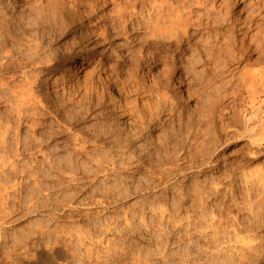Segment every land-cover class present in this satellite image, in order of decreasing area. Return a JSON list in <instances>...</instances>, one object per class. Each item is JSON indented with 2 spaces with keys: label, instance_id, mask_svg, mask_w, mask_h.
Returning a JSON list of instances; mask_svg holds the SVG:
<instances>
[{
  "label": "rangeland",
  "instance_id": "rangeland-1",
  "mask_svg": "<svg viewBox=\"0 0 264 264\" xmlns=\"http://www.w3.org/2000/svg\"><path fill=\"white\" fill-rule=\"evenodd\" d=\"M62 1L65 3H63ZM62 1L61 0H13V1L12 0H0V8H1L0 9V32L2 33V35H0L1 41H3L5 38L3 34L7 33V30H8V29H6L7 27L5 24L7 22H10L11 25L13 23V25H12L13 30L11 29V33H13V34H11L12 37H14V34H18L20 29H21L20 31H22V27L27 28L29 26L28 28H30V27L35 28V27L39 26V24H46L47 25L46 20L50 25L53 26V27H51V32L50 31L48 32L50 36L47 33V35L44 37L43 41L37 39L33 42H30L31 44H33L34 42L35 43H42L43 45L49 47V48H47L44 46L46 50L50 51V53H51V51H52V53H55L59 50L58 51L59 54L62 53L61 55L63 56L62 57L60 55V60H59L60 64L58 62H56L55 64H52V61H51V62H48L47 64H43L42 67L39 69L40 76H42V80H43V83H42L44 86L43 88H45L44 90H46L47 88L49 89V90L47 89L48 91L46 90V92H50L53 95H55L57 93V92L55 93V91L57 90L58 94L59 93L60 94L59 95L56 94L57 96L55 95V97L62 98L63 95L64 96L66 94L70 95V93H71V95L72 94L75 95L74 92L76 91L75 97L77 96V98H78L77 100H79L82 97V95H85V94L90 95V92L92 90H93L92 91L93 93H91V95L95 94V93H96L95 95L100 94V93H107L112 98L108 97L109 100H107L106 108H103V109H106V111H110L111 110L110 108L113 107L112 105H114V103H113L115 101L114 99H116V102L119 100L120 101L122 100L123 104L125 103L124 101H125V98L128 94L127 89L129 88V86H127L128 84H126V80H127V78L130 79L129 76H131V79H130L131 81L128 79L129 81L127 80V83L129 82V84L130 83L132 84V83H134L137 75H141L144 78L143 73H145V75H146L145 78L147 79L146 80L144 78L146 80L145 83H146V85L147 84L151 85V84H153L151 82L152 81L151 79H153V81H156V79L159 77V75L162 74V69L164 68L163 65L156 64L152 59H150L151 61L145 60L144 63H142V67H144L146 70L141 69L137 73H135L131 69V67H129L130 64H132L135 61V58L133 56L137 57V54L136 55L133 54L131 56L132 58L131 57L128 58V60H132V61H129L130 63L128 62V60H124L123 57H121V56L125 57L126 54L129 55V53L131 51H133V49L130 46L129 47L132 50L129 49V47L127 45L124 46V44H127V39H128V37L126 35L120 36V38L118 39L119 41L115 40L116 42L115 41H113L111 43L102 42V44H100V45L96 44V43H94L95 45L93 43H89L90 48L88 46V48H86V50H90L91 53L85 52V51L80 52L79 50L81 48L79 49V47L77 45H73L75 40H74V38L72 39V37L74 36L76 38L78 36V34H79V36L83 35L81 32L82 29L80 28L81 26H79V25H78L79 27L78 26L76 27L78 30L76 29L75 32H68L66 34H62V36L58 35V36H56L57 37L56 38L54 31H55V29L59 30V27L62 28L63 24L61 25L60 23L64 19V16L62 15L63 11L66 12L67 11L66 7H69L72 5V4H70L71 3L70 0H67V1L62 0ZM256 1L257 0H248L247 3H249V2L252 3V2H256ZM46 2L48 3V5L50 4L51 6L50 5L48 6ZM219 2L222 3L223 0L222 1L218 0L216 2H212L213 4L209 3L207 8L208 9L213 8V10H216L214 7H216L218 9V6L220 5ZM250 3L248 4V6L250 5ZM263 3H264V0L262 2V5H261L263 13L258 16V19L260 22H264V5H263ZM63 4H64V7H63ZM210 5H212V6H210ZM45 6L47 8H45ZM243 6H244V4L235 6L236 7L235 11H234L235 15L240 17V19H244L245 17L249 16L250 13L253 12L252 9H249L248 7L246 8L245 6L243 9ZM64 8H66V9H64ZM207 8H203V9L197 8L195 10H197V12L199 14H201L202 11L203 10L205 11V9H207ZM200 9H201V12H200ZM44 11H46V12H44ZM204 11H203V13H204ZM57 13L59 15V18H58ZM256 13H260V10L258 9L257 11H255L254 15ZM48 16H49V19L51 17V19H50L51 21L53 19H56V20H53L52 22L56 21L57 23L55 22V25H54V23H51V21L48 19ZM53 16H55V17H53ZM205 18H207V17H205ZM261 18H263V21H261ZM57 19H58V21H57ZM60 19H62V20L60 21ZM44 20H45V22H44ZM2 21H4V22H2ZM205 21H206V19H205ZM256 23H258V22L256 21ZM19 24L21 25L20 29L18 28ZM27 24H29V25H27ZM25 25H27V26H25ZM85 25H88V22H86ZM89 25H91V24H89ZM16 28H18L19 30ZM53 28H55V29L53 30ZM262 28L264 29V25L262 26ZM258 29L259 28L252 30L250 33V36H254L258 32V31H256ZM203 31H201L202 33L201 32L197 33V30L193 32V34H195L194 36L196 37L195 40L197 41L199 39L198 41H202V44L204 43L203 40L204 39L206 40L208 35H209V37L207 39L211 38L212 41L216 40V38H217V40H220V42H221V39H222V42H224L226 40V37H222V38L218 37L219 36L218 33L221 31V29L218 30L219 32L218 31L207 32L206 30H203ZM211 32H213V33H211ZM204 33L206 34L207 37L205 36ZM207 33H208V35H207ZM210 34H212V35H210ZM214 35L216 36L215 39H214V37H215ZM11 36H9V38ZM23 36H25V37H23L24 39H22V40H24V41H22V42L24 44H28L27 39H31V38L30 37L28 38V36H26V35H23ZM52 36H53V39L51 41L49 39H51ZM212 36H214V37H212ZM204 37H206V38H204ZM45 38L47 39V42H46ZM9 40H10L9 45L4 47V49L1 52V54H2L1 55L2 56L1 61H4L5 63H6L7 58L12 56L11 53L14 54V51L19 52L18 50H20V49L23 50L25 47L23 44H22L23 46L21 44L16 45L15 42L13 41L14 38H10ZM25 40H26V43H25ZM255 40L257 41L256 36H255V38L252 39V42H254ZM66 41H67V43H64ZM10 42L11 43L13 42L17 48L18 47H21V48H19L17 50V48H15V46L11 47V46H13V44L11 45ZM43 42H45V43H43ZM59 42L63 43V44H59ZM69 42H72V43H69ZM247 42L250 43L251 38ZM104 44H106V48L104 47L105 46ZM216 44L220 45V43H216ZM19 45H21V46H19ZM48 45H50V46H48ZM58 45H59V47H58ZM67 45L69 46V48H67ZM189 45H191V43ZM8 46L10 48H8ZM74 46L78 47L77 50L79 52L75 53L74 49H72ZM50 47L54 48L55 50H52V48H50ZM55 47L56 48L58 47L57 48L58 50ZM12 48H13V51H12ZM121 48H122V50H120ZM254 48H255V46L253 47V49ZM10 49H11V52L9 53ZM63 50H65V51H63ZM100 50H102V51H100ZM123 50H125V51H123ZM191 50H188L187 53H185V57H184L185 60L183 58L182 61L177 62L178 66H182V65L184 66V65H186V63L189 64L191 58L192 59L198 58V56H196L197 52H194V50H192V51ZM124 52H126V54ZM64 53H65V55H64ZM72 53H75V58L70 59ZM257 56H258V54L253 55L251 57V61H254L257 58ZM204 57H206V56H204ZM63 58H65V59H63ZM75 59H77V60H79V62L81 61V63H83V64H81L82 68H79V69L73 68L69 71L68 70L69 64H67V63H69ZM121 59H123V60H121ZM198 59H201L202 62L200 60H198L200 63L199 64L197 61V66H196V69H198L197 73L199 76H201V75L203 76L204 74H208L209 75L208 81L207 80L204 81V79L196 80L195 76L191 77V74L186 73V72H189L188 70L183 69L185 72V75H186L185 77L191 78V79L190 78L187 79V82L190 85L185 86L183 88H180V85L178 86V84H176V82H174V84L172 85L173 88L171 87L172 88L171 92L169 91L167 94L168 97L170 96L169 101L170 102L173 101V103L171 102V106L174 107V105H175L174 108H176L175 110L177 111L175 114L172 115L173 118H171V119H173V122L175 123V124L172 123L174 130L175 131L180 130L179 128H181V126H183L184 132L181 133V136L187 138V145H185V148L183 150H181L179 152V154L172 156V159H171V160H173L174 158L176 159L178 157L177 158L178 160L174 159L175 160V161L173 160L174 162H172L171 160H163L165 158V156H164L165 153L163 155H162V153H158L159 149L157 150L158 151L157 152L156 151L157 147L155 146V144L151 146V145H148L149 141H144V142L141 141L139 144L143 145L144 148L147 147L146 151H148L150 148H153V149H150V151L148 153L146 151H143L140 154L141 156L147 154L145 156V157H147L146 158L147 160L145 159V157L141 158V160H143V161L145 160L144 161L145 164L147 163L146 167H145L144 163H143V165L138 164L137 166L135 163L134 165L137 168L133 165V168L131 166V168L125 169V167H128V162H129L128 159H130V161L132 162V160H134L136 158V156H139V154L135 153V152H132L133 155L131 154L130 156H128L131 153L130 152L129 154H127V156L126 155L122 156V154H118V156L115 157V159H116L115 161H116V163H118L117 165H119V163L122 161L127 162V160H128L127 163L122 162V164H123L122 167H121V165H119L120 173H118V172L116 173L114 171L116 169L114 167V165H116V164H114V165H112L114 167V169H112L113 167L111 165H108L110 168L108 167V169H107L108 171L107 170L103 171L104 173L102 174V171L99 170L100 172H98L97 166H96V168L94 167V165H97V162H95L96 160H92L94 162L90 161L91 158H93V157H94V159L99 158L98 160L103 159V153L101 152L102 149L92 150L93 146H95V143L92 142V143H94V144H92L89 142L88 143L89 145H91V146L93 145L92 147L91 146L89 147L90 148L89 150L92 152L93 151L95 152V154H94V152L88 153V154H90V156L88 154H86L85 157H83L84 155H75V154L72 155L74 153L73 150H70L69 152H60L61 154L66 153L65 155L67 157H65V155L64 156L60 155V153L46 152L47 154L39 153V154H37L36 158L31 157L30 160H29L30 155H28L26 157L21 156V158L19 157V159H23L22 161H17L18 159L15 160V158H17V157L11 158L12 160L10 159L7 161L8 163H5V164H7V166L4 165L5 166V167L3 166L4 168L0 167V174H4V172L7 170L11 171L12 164L16 163L17 165H19V164L23 165L24 163H21V162H24V159H26L27 161H31L32 159L33 160L37 159L36 161L40 162L42 160L43 163L44 162L48 163V159H49V161H51L52 158L50 160V157H53V155L55 154V156L58 158V160H59V158L61 160L63 159V161L65 163H67L68 158L70 160H72L71 163H73V159H75L73 165L74 166L76 165L75 167L77 169L76 170L77 175L73 171L75 173V178L73 175L74 173L70 175L69 173H67V172H70V170L69 169L67 170L66 168H64V169H66L67 172L64 169H62V171H63L62 174H61V170H58V169L50 171L49 173L47 172V174H48L47 176H49L52 172V174L48 178H47V176H45L46 173L43 174L42 171L41 172L38 171L37 172L38 175L36 173V176H34V177L29 176L28 174H25V175L23 174L24 178H22V177H21L22 179L19 178L21 180V182H23V180H24V182L22 184L19 182L20 180L18 178H16L15 182H11V183H9V185L6 184L7 186H10V184H11V186L8 189L2 190V188H0V197L3 196V198H4V196H5L8 198V199L5 198L6 200L2 201L3 198L1 197V200H0V263H1V261L4 262L6 256H8V255L12 256V255H16L18 253L21 254V253L25 252L24 254L26 255V258L27 259L30 258V260L32 262H35V264H52L51 260H53L54 261L53 263H55V264L56 263H58V264H184V263L185 264H226V263L229 264L230 260H232L231 262L233 263V262H235L234 260H237V259L239 260V262L237 260L238 264H240L241 261L237 256H239L243 251H245L244 246H242L243 243L242 244L239 243V245H241V248L243 247V251L241 252V250H240L241 248H239L240 246L238 245V243L237 244L234 243V244L238 245V247H236L233 244V241H229V238L232 239V237L234 236V234L232 233L233 234L232 235L231 232L235 228V223L237 221L236 217H238L236 215L237 210L235 209V206H233V202L231 201V198H232L233 191H235L236 188L239 187V190L245 192L246 191L245 188L247 187V185L243 182L242 173L238 172L237 174H234L232 171L235 168L236 164L239 163L238 161H241L243 159V157L245 155H247V148H248V141L247 140L248 139L245 137H240L239 139H237L235 141H230V140H226L227 138L225 136L221 137V139H220V136H219L220 131H218V128H216L217 127L216 122L218 121L217 119H220V118H218V117H220L219 116L220 112H218V111L216 112V110H215L216 108L214 106L215 105L214 103H216V101H218L219 98H222L223 102H225L223 107H225V106H227V107H225V109H223L222 111H223L225 117H227L226 122L230 120L229 116H231L233 113L231 111L232 110L231 107H234L233 105L235 104L234 110L236 112V115L240 116L239 117L240 123H236V124H237V128L239 129V131L242 132L244 121H245V115H246L245 110H246V108H249L252 111L255 110L256 108H258L264 100V92L263 93H261V92H248L245 89H242V87H241L242 85L240 84L241 83V81H240L241 80V75H240L241 72L240 73L237 72L238 74H236V76L233 79L231 76H227L225 78L226 84H224V87L223 88L221 87L222 89H220V87H219L220 83H217V82L215 83L214 80L211 82V78H212L211 71H213V69H216L215 64H212L214 62H212L211 64H208V65H205L203 63V60L201 57ZM185 61H186V63H185ZM121 63L124 66H119V64L121 65ZM244 63H246V62H244ZM244 63L242 64L241 67H243ZM58 64H59V66H58ZM188 64H187V66L189 67L190 65H188ZM48 65H50V66H48ZM203 65H205V66H203ZM207 67L210 68V71L208 70V72H207V69H208ZM101 69H103V70H101ZM248 69H250L251 71L252 70L255 71L258 69L262 70V69H264V63L261 64L260 66L259 65H251L250 67H248ZM29 70H30L29 67H27L25 69L22 67H18L16 69V71L14 72L15 74L16 73L17 74L15 75L13 72L12 73L15 76L14 77L15 79H17V77H18V79H20V78L22 79L23 78L22 76L25 75L22 72L29 71ZM49 70H51V71H49ZM126 70L128 71V73L126 72ZM17 71H20V72H17ZM45 71H47V72H45ZM109 71L112 74H109L110 73ZM140 71H142V72H140ZM63 72L67 75H65ZM151 72H152V74H151ZM48 73L50 74V76ZM113 73H114V75H113ZM157 73H159V75ZM179 73H177V76L180 75ZM9 74H11V73H9ZM9 74H4L3 76L4 77L10 76ZM44 74H46V75H44ZM58 74H60L61 79L59 77H57V76H59ZM89 74L90 75L95 74V78H99L97 80L95 79V82L97 81L98 83L94 82L95 84L90 83L92 85H90V86L87 85L88 89L91 91H88V89H86V85H85V84H87V83H85V81H87ZM150 74H151V76H150ZM155 74L158 76H157V78L154 79V77H156ZM53 75H54V77H53ZM121 75H123V76H121ZM124 75L125 76L127 75V76L125 77ZM132 75H134V76H132ZM3 76L0 74V79L4 80L5 78ZM43 76L45 77V79H43L44 78ZM97 76H99V77H97ZM100 76L102 77V79L103 78H108V79L102 80L100 78ZM210 76H211V78H210ZM67 77H69V78L65 79ZM55 78H56V80L58 79L60 81H58V80L55 81ZM132 78H134L133 79L134 81L132 80ZM84 79H85V81H84ZM115 79H117L118 81L117 80L115 81ZM63 80H64V82H63ZM109 80L111 83L109 82ZM121 80H125V81H121ZM148 80H149V82H148ZM227 80L229 81V83H231L233 81L234 84L230 85L227 82ZM230 80H231V82H230ZM52 81H55L57 83L52 82ZM80 82L85 83V84L80 85L81 84ZM61 83H63L62 85H64V88H67V89L68 88L70 89L71 87L72 88L75 87L76 83H78L79 86L77 85L75 88H73V89L71 88L70 89L71 92L67 89H66V91L63 92V90H65V89L63 88ZM71 83H72V85L74 83V85L72 86ZM113 83L116 85H114ZM118 83L120 85L122 84L123 86H119ZM123 83H125L126 85H124ZM237 83L239 86L236 85ZM45 84L47 86H45ZM98 84H100V86ZM56 85L58 87H56ZM93 85H94V88L92 87ZM103 85H104V87H103ZM59 86H60V88H59ZM84 86H85V89H84ZM125 86H127V89ZM52 87L55 89V91ZM78 87H80V89ZM100 88H101V90H100ZM103 88H105V89L107 88V91H109L110 94H112V95H110L109 92H107V91L104 92ZM118 88H119V90H118ZM83 89H84L83 93L85 92L84 94H82ZM121 89L122 90L125 89L124 92ZM188 89H189V91H187ZM77 90H79L80 92ZM67 91H68V93H67ZM196 91H198V92L196 93ZM234 92L238 96V101L236 100L234 102H231V100H233V93ZM221 93H222V95H224L223 97L221 96ZM79 94H81V95H79ZM60 95H62V97ZM142 95L140 97H138V96L134 97L133 96L132 98H128L127 101L130 102L129 106L130 105L133 106V104L138 103V100L141 101ZM158 99H160V98H158ZM228 104H230V105H228ZM176 105H178V106H176ZM198 105L201 106V107H199V110H198V107H195ZM177 107H179L180 109L182 108L183 110L181 109V111L178 112L179 108L177 109ZM220 107H222V105ZM103 109L101 108L100 111H102ZM107 109H110V110H107ZM191 109L194 111L196 110V111L194 112ZM99 112H95V113H99ZM227 112L229 113V115L227 114ZM201 113L203 114V116ZM208 113L211 115H209ZM185 114H186V116H185ZM193 114L195 116H193ZM198 114H199V116H198ZM226 114H227V116H226ZM175 115H177L178 118ZM179 116H180V118H179ZM190 116H191V118H190ZM249 116H251V114ZM185 117H186V119H185ZM198 117H200V118H198ZM181 118H182V120H181ZM211 118H214V119H211ZM51 119L55 120L53 117ZM174 119H177L176 120L177 123H180V120H181V123L177 124ZM178 119H179V121H178ZM190 119L192 120V122L193 121L194 122L199 121L197 125H198V127L201 126L202 128L200 127L201 129L199 130L198 127H196L197 125H195V127L197 129H194L195 127H193L192 124L186 125ZM215 119H216V121H215ZM96 120H97L96 117L95 118L92 117V119H90L88 122L84 123L82 125V127H84L86 124L90 125L91 122H93V123L95 122V124H96L97 123ZM103 120H105V119H102L101 123H105L106 120L105 121H103ZM99 121L100 120H98V122ZM121 121H122V123L132 122V120H129V119H123ZM219 122H220V120H219ZM93 123H91V125ZM250 123L251 122H249L248 126L252 127V125ZM176 124L179 126H176ZM97 125H99V124H96V126ZM172 125L170 126L171 129H169L170 128L169 126L165 127V132L167 129V132L165 134L168 133L170 135L172 132H174ZM185 125L187 127L189 126L188 131L190 130L189 131L190 134L188 132L186 133L187 127ZM92 126H95V125L93 124ZM80 127H81V125L79 127H76L75 129L77 130ZM194 130H197L198 133H197V131L195 132ZM194 133H197L198 135L200 134L199 135L200 137L196 136L197 134L195 135ZM163 134H164V132H162L160 130V131L156 132L155 135L163 137ZM186 134H188L187 137H186ZM190 136H192V137H190ZM197 137H198L199 141L197 140ZM195 138H196V140H195ZM195 141L196 142L198 141V142L196 143ZM157 142H159V141L157 140ZM189 142L191 144H189ZM199 144H201V145H199ZM149 146H151V147H149ZM186 146H189V147H186ZM263 146L264 145L260 146V150H261L260 154L262 153V155H264ZM171 147L175 148L174 144H171ZM176 148L178 149L177 146H176ZM152 150L153 151L155 150V151L153 152ZM195 152H196V154H195ZM67 153H69L68 155L70 157L67 155ZM98 153L99 154L102 153V155H100V157H99L97 155ZM160 154H161V156H160ZM87 155H88L89 159H88ZM95 155L97 157H95ZM151 155H153V156H151ZM76 156L77 157L79 156V157L76 158ZM91 156H93V157H91ZM133 156H135V157H133ZM46 157H48V158H46ZM126 157H129V158L127 159ZM262 157L264 158V156H262ZM148 158H149V160H148ZM159 158L162 161L159 160ZM53 159H54V157H53ZM117 159H118V161L120 159L122 161L120 160L119 162H117ZM123 159H125V160L127 159V160L125 161ZM154 159L156 160V162L158 160V162H157L158 165L155 163ZM61 160H59V161H61ZM80 160H82L83 162L86 161L85 165H81V167H80L79 164H81V162H82ZM135 160H134V162L137 161V160L136 161ZM150 160H151V162H150ZM10 161H11V163L12 162L13 163L10 164L9 163ZM63 161H61V162L64 165L65 163ZM77 161H78V165H77V163L75 164V162H77ZM79 161H80V163H79ZM88 162L91 163L93 168H91V165ZM94 163H96V164H94ZM148 163H150L152 165L149 166ZM88 164L90 166V169H89V166H87ZM159 164H162L164 166L159 165ZM253 165L256 166V164H253ZM82 166L84 168L85 167L87 168L86 170L89 171L88 173L91 172L90 175L88 173H86L87 176L84 175L85 172H87V171L84 170V168ZM75 167H73V168L75 169ZM149 167L150 168L153 167V168H151L152 170ZM135 168L137 169V174L139 173L138 175L136 174V170L130 171V169H135ZM251 168L253 169L252 166H251ZM4 169H5V171H4ZM80 169H82V171ZM91 169H93V170L91 171ZM109 169H112L113 172ZM122 169H125V170H122ZM248 170L249 169H246V171H248ZM64 171H65V173H64ZM123 171H124V173H123ZM54 172H56L57 174L55 173V175H53ZM96 172H98V173H96ZM114 172L116 174H114ZM132 172L133 173L135 172V174H133ZM143 172H144L145 177L143 176ZM70 173H72V171ZM80 173L83 174L84 176L81 175ZM106 173L108 176L106 175ZM127 173H129V174H127ZM40 174L44 175L45 177L41 176ZM58 174H60L62 176L61 177L62 180L60 179V175H58ZM66 174L68 176L69 175L70 176L67 177ZM109 174L111 176H113L110 180L108 179L111 177ZM112 174H114V175H112ZM121 174L123 176H121ZM124 174L127 176H125ZM130 174L132 176L129 177L128 175H130ZM233 174L235 175L234 176L235 180L231 181ZM26 175H28L31 178L28 179L29 177L28 176L26 177ZM39 175H40V177H43V179L38 177ZM115 175H117L119 177L118 178L116 176L117 177V181H116L117 184H115V182H114L115 181V179H114ZM93 176H94V178H93ZM88 177H90V178H88ZM106 177H108V178H106ZM120 177H121V180L123 179L122 181L119 180ZM133 177L139 178L140 180H138L137 178L136 179L138 181H140L141 183L137 182V180L135 181V179H133ZM143 177H144V181H143ZM160 177H163V178H160ZM32 178H35V180ZM76 178L78 180H80L81 182L82 181H84V182L79 183V181ZM87 178H88V180H87ZM104 178H105V180H104ZM127 178L129 179V181ZM150 178L153 179V181L150 180ZM25 179L27 180V182ZM55 179H56V181H55ZM93 179H94V181L96 180L95 181L96 183L94 181L91 182V180H93ZM146 179L149 182L150 187H147L148 184L145 181ZM28 180H30V181H28ZM36 180H40V181H37L40 184L37 183ZM69 180H71L72 183ZM97 180H98V182H97ZM47 181H48L49 185H48ZM76 181L78 182V184H75V183H77ZM106 181L109 182V184ZM120 181L121 182L125 181L126 183L123 182L125 185H122L123 183L121 184ZM17 182H19L20 185ZM28 182H30V183L32 182L33 185L35 183L36 184L33 187L32 183L30 184ZM51 182H53V183L57 182V183L52 184ZM61 182H62V184H60ZM27 183L29 184V187H28V185H26ZM85 183H88V184H85ZM37 184H38L39 189H37V187H36ZM46 184L48 185V188H50V189H47ZM56 184H59V186L58 185L55 186ZM73 184H74V186H73ZM79 184H82V185L85 184L87 186L84 185L82 187V185L80 186ZM97 184H100V186ZM104 184H106V185H104ZM114 184H115V187H114ZM126 184H128L129 188L127 187ZM141 184L142 185L144 184L145 188ZM235 184H236V186H235ZM50 185H52V186H50ZM96 185L99 189L102 188L103 192L101 191L102 189H100V191H99L98 188H95ZM102 185H104L105 187L104 186L102 187ZM136 185H137V187H136ZM40 186H41V188H40ZM45 187L47 190L45 189ZM75 187H76V190H75ZM116 187L117 188L119 187L120 190H118ZM140 187L142 189H140ZM125 188L126 189L128 188L127 191ZM30 189L34 190L36 192V194L39 196L34 195L35 192L30 190ZM106 189H108V191ZM74 190L76 191V193H74L75 192ZM116 190L118 191V194H116V192H117ZM138 190H140V191L138 192ZM9 191L11 194L8 193ZM63 191H64V193H63ZM85 191L92 192L89 194L90 196H92L93 193L95 192L94 195L96 197L98 195V197L97 198L95 196L90 197L88 195L90 197L89 198L88 196H85L88 194V192H86V194H85ZM97 191H99V193H96ZM106 191H107V193H106ZM39 192H40V194L41 193L42 194L40 195ZM121 192L123 193V195H121L122 198H121V196H119V193H121ZM6 193L10 194V197H8L9 195L7 196ZM20 193H22V194H20ZM25 193H27V194H25ZM66 193L68 194V196H70L69 194L71 193L72 197H65L64 194H66ZM72 193L76 194V196H75L76 198L73 197L74 194H72ZM103 193H104V195H103ZM125 193H126L127 197L128 196H130V197H128V198L125 197L124 196ZM32 194H33L32 199H31V196H29L31 200L27 199L29 197H25L27 195H32ZM50 194H54V195L52 196ZM132 194H134V195H132ZM117 195L119 198L117 197ZM14 196L15 197L18 196V198L14 199ZM34 196H36V197H34ZM54 196H56V199H58V201L55 199ZM100 196H102V197H100ZM104 196L105 197L107 196L108 199H107V197L104 198ZM111 196H113V197H111ZM21 197L22 198L25 197L26 200L21 199ZM61 197L63 198V200ZM114 197H116V199ZM12 198H13V200H12ZM46 198L47 199L49 198L50 200L49 199L47 200ZM71 198H74V199H71ZM81 198H83V199L86 198V200H83ZM53 199H54V202H53ZM22 200L25 202H23ZM27 200H28V202H27ZM21 201H22V203H21ZM7 202L9 203L10 207H8V209L5 208L6 209L5 210L4 205L7 204L6 205V207H7L8 206ZM52 202H53V204H52ZM155 204H156V206H155ZM154 207H156V208H154ZM245 208H243V210L241 211L238 220H240L241 222H244V224L246 223V224L252 225V226L256 223H257V226L258 225L260 226L261 223H262V225L260 227L259 226L257 227L254 225L253 226L254 230L249 232V233H247L245 231H243L244 233H242V231H241V233L238 234V235H240L239 237H242L244 242L247 241V239L245 237H247L248 240L251 237L252 239L249 240V242L251 241V243H249L247 241L249 244L253 243L252 245H250V247H254L255 245L257 246L259 244V242H260L259 245H264V223H263L264 221H262V220H264V217L258 219L256 217H254V214H252L250 210L249 211L247 210L248 208L246 206H245ZM2 210L4 212H2ZM162 211H163V213H162ZM205 220H207V222ZM48 221H49V223H48ZM212 221H214V222H212ZM259 222H261V223H259ZM232 223H234L233 226H232ZM202 224H203V226H202ZM212 225H214V226H212ZM215 226H217V227H215ZM255 229H257V231ZM253 232H254V234H253ZM212 234L213 235L216 234L215 235L216 238H214L215 236H213ZM247 234H249L250 236L248 237ZM60 240H62V241H60ZM220 240H221V242H220ZM222 240H224L223 243L225 241H227V242L222 245ZM57 241H58V244L61 245V247L57 246L58 245L56 243ZM247 242L245 244L248 246ZM42 243L46 244L45 247H47L49 244V246L47 248H45V252H47L49 250V254L51 253V256L49 255L51 257L50 261H49V259H47V258H49V256H46V255H48L46 253H45L46 255L42 256L43 258L39 257V255H37L35 257L36 254H34L33 251L37 247L40 248V244L42 245ZM53 243H55L53 247L57 246L54 251H52ZM232 246L239 249L240 253H238L237 249H235L237 251V253H236V251L234 250V248ZM247 246L245 247L246 251L249 247V246L248 247ZM220 247L221 248L224 247L223 250H226V249L227 250L225 252L224 251L221 252L222 249ZM229 247L230 248L232 247V249L234 251L232 249H230ZM28 250H29V252L32 250L33 253L32 252H30V253L33 255H31L28 252ZM227 251L230 253H228ZM26 252H28V253L26 254ZM232 253H233V255H232ZM234 253H235V256H234ZM44 256H46V257H44ZM233 256L235 257L234 259H233ZM227 258L230 260H228ZM240 258H243V256H240ZM208 259L211 261H209ZM190 260H192V262ZM231 262H230V264H231Z\"/></svg>",
  "mask_w": 264,
  "mask_h": 264
},
{
  "label": "bare ground",
  "instance_id": "bare-ground-1",
  "mask_svg": "<svg viewBox=\"0 0 264 264\" xmlns=\"http://www.w3.org/2000/svg\"><path fill=\"white\" fill-rule=\"evenodd\" d=\"M65 1H67V0H65ZM70 1H71V3L69 1L68 2L70 4H72V5L69 6V7H66L67 11L66 12L63 11V14H62L64 16V19H63L64 21L62 19H60V21L62 20L60 24L61 25L63 24L64 26L62 25V28L59 27V30L53 28V30L55 29V31H54L55 37L58 36V35L62 36V34H66L68 32H75V30L77 29L76 27L79 25V26H81L80 28L82 29L81 32H82L83 35L79 36V34L77 33L78 36L76 35L77 36L76 38L73 36L72 39L74 38V40H75L73 45H77L79 47V49L81 48L79 50L80 52H84V51L85 52H90V50H86V48H88V46L90 48L89 43H93V44L96 43V44H99V45L102 44V42L111 43V42H113L115 40H118L120 38V36L126 35L128 37V39H127V44H124V46L125 45H127L128 47L130 46L133 49V51H131L132 49L129 47V49H131L130 50L131 52L130 53L128 52L129 55H127L126 52H124L126 54V56L125 57L121 56V57H123L124 60H128V58L131 57L133 54L134 55L137 54V57L133 56L135 58V61L133 60L134 62L132 64H130L129 67H131V69L135 73H137L139 70H141V69L144 70L145 69L144 67H142V63H144L145 60L152 59L156 64L163 65L164 68L162 69V74L159 75V73H157L159 75L158 78H157L158 75L155 74L156 77H154V79L157 78L156 81H153V79H151L152 80L151 81L149 79L153 83L151 85H149V84L146 85L145 82H146L147 79L145 78V76H146L145 73H143V74H144V78L146 80L143 78V76L137 75L136 78H135V81L133 80L134 78H132V80L134 81V83H132V84L131 83L129 84V82L127 83V80L129 79V78H127L126 84H128L127 86H129V88L127 89V86H125V87H126V89L128 91L127 93L129 95L127 94V96L125 98V101H124L125 103L123 104L122 100L121 101L120 100L117 101L118 102L117 103L116 99H114L115 100L113 102L114 105H112L113 107L110 108L111 110L107 109V110H110V111H106V109H103V108H106L107 100H109L108 97H111V96H109L107 93H100V94H97V95H95L96 94L95 93V94L91 95V93H93L92 92L93 90L91 91L87 87V85H89V86L92 85L95 82V79L96 80L99 79V78H95V74H91V75L89 74V76L87 78V81H85V79H84L85 83H87V84L81 83V82H80L81 84L79 83L80 85H83V84L86 85V89H88V91H91L90 95H88V94L87 95L86 94L82 95V97L80 96L81 98L79 100H77L78 99L77 96L75 97V95H76V93H75L76 91L75 90L77 88L74 90L75 92L73 91L75 95H73V94L71 95V93H70L71 90L70 89L72 87L70 89L69 88L68 89L64 88V85H62L63 83H61V85L65 89V90H63V92L66 91V89H67V90L70 91L69 92L70 95L66 94L64 96L61 93L63 95V97H62V95H60L62 98H57V97H55V95L56 94L59 95L60 93L58 94V91L57 90L55 91V89L53 87L52 88L54 89L55 93L57 92L56 94L53 92L55 95H53L50 92H46V90L48 88L46 90H44L45 88H43L44 87L43 84H42L43 80H42V76H40L39 69L42 67L43 64H47L48 62H51V61H52V64H55L56 62L59 63L60 55L62 54V53L59 54V52H58L59 50L57 48L59 47V45H58L57 48L55 47L58 50L57 52L52 53V51H51V53H50L49 50L45 49V47H47V46L43 45L42 43H35V42L33 44L30 43V42H33V41H35L37 39L43 41V39L47 35V33L49 31L51 32V27H53V26L50 25L47 22V20H46L47 18L45 19L47 25L46 24H39V26H37L35 28H33V27L28 28L29 26L27 28L22 27V31H20L21 30L20 29L21 25L19 24L18 28L20 30L18 28H16V29L19 30V33L18 34H14V37H12L11 34H13V33H11V29H12L13 23H12V25H11L10 22L5 23L6 27H7L6 29H8V30H7V33L3 34L4 37H5L4 40L3 41L0 40V74L2 76L4 74H9V73H11V74H9L10 76H5V77L3 76L5 78L4 80L0 79V167H2V168L5 167L4 165L7 166V164H5V163H8L7 161L10 160L11 158L17 157V158H15V160L18 159L17 161H22L23 159H19V157L21 158V156L26 157V156L30 155L29 156V160H30L31 157L36 158L37 154H39V153L47 154L46 152L60 153V152H69L70 150H73L74 153L72 152L73 153L72 155H74V154L75 155H84L83 157H85L86 154L92 152V151L89 150L90 149L89 147L91 146V145L88 144L89 142L90 143H92V142L95 143V146L92 145L93 146L92 150L102 149V151L101 150L100 151L103 153V159H100V160H98L99 158L98 159L97 158L94 159V157H93L94 155H93V156H91L93 158H91V160H90V161L96 160L95 162H97V165H94L96 163H94L93 165H94L95 168L97 166L98 172L102 171V174L104 173L103 171H106L108 169V167H109L108 165L112 166L114 164H116V165H114V167L116 168L114 171L116 173L117 172L120 173L119 165H121V167H122V165H123L122 162H124V161H122L121 160L122 158H121L120 160L122 162H120L119 165H117L118 163H116L115 157L118 156V154H122V156L123 155L127 156V154H129L130 152L131 153L128 156H130L131 154L133 155L132 152H135V153L139 154V156H136V158L137 157L138 158L137 159L135 158L137 161L133 158L136 162H134V160H132V162H131L130 159H128L129 157H126L129 160V162L126 159L127 162H128V167H125V169L126 168H131V166L133 168V165L135 163H136V166L138 164H140V165L142 164L143 165L145 160L143 161V160H141V158L145 157L147 154L146 155H142V156L140 154L143 151H146L147 147L144 148L143 145L139 144L141 141H143V142L144 141H149L148 145H151V146L155 144V146L157 147L156 151L159 149L158 150L159 152L157 151L158 153H162V155L165 153L164 154L165 158L163 160H171L172 156H175V155L179 154V152L185 148V145H187V138L181 136V133L184 132L183 131V126H181V128H179L180 130H176V131L174 130V127L172 125V123H174V122H173V119H171V118H173L172 115L175 114L177 111L175 110L176 108H174L175 105H174V107L171 106V102L173 103V101H171V102L169 101V97L170 96L168 97L167 94H168L169 91L171 92V90L173 88L172 85L174 84V82H176V84H178V86L180 85V88H183L185 86L190 85L187 82V79L190 78V77H188V78L185 77L186 75H185V72H184L183 69L188 70L189 72H186V73L191 74V77L195 76L196 80L204 79V81L205 80L208 81V76H209L208 74H204L203 76L202 75L199 76L198 73H197L198 69H196V66H197V61L198 60L201 61V59H198L200 57L202 58L203 63L205 65H208V64H211L212 62H214L212 64H215V66H216L215 68L216 69H213V71H211L213 79L211 78V76H210V78H211V82L214 80L215 83L216 82L220 83V85H219L220 89H222L224 87V84H226L225 83V78L227 76H231L232 79H233L236 76V74H238L237 72H239V73L241 72V74H240L241 75V80H240L241 83L240 84L242 86L241 85L240 86L242 87V89H245L248 92H261V93L264 92V69H262V70L258 69V70H255V71L252 70L253 72L250 69H248V67H250L251 65H259L260 66L261 64L264 63V29L262 28V26L264 25V22H260L259 19H258V16L263 13L262 8H261L263 0H257L256 2H252V3H250L251 2L250 1L249 2L250 3L249 6H248L249 3H247L248 0H223L222 3L219 2L220 3L219 6L217 5L219 10L216 7H214L216 10H213V8L212 9H208L207 8L209 3L213 4L212 2H216L218 0H70ZM63 3H65V2H63ZM241 4H244V6L246 8L248 7L249 9H252L253 10V12H252L253 14L250 13L249 16L245 17L244 19H240V17L236 16L235 12H234L235 8H236L235 6L236 5H241ZM47 5H48V3H47ZM263 5H264V3H263ZM210 6H212V5H210ZM244 6H243V9H244ZM63 7H64V4H63ZM45 8H47V7L45 6ZM66 8H64V9H66ZM197 8H202V9L203 8H207V9H205V11L203 10L204 13L202 11V13L199 14L197 12V10H195ZM256 9L257 10L259 9L260 13H256L254 15V12L257 11ZM44 12H46V11H44ZM200 12H201V9H200ZM57 15H58V13H57ZM53 17H55V16H53ZM205 17H207V18H205ZM58 18H59V15H58ZM48 19H49V16H48ZM50 19H51V17H50ZM205 19H206V21H205ZM45 20H44V22H45ZM53 20H56V19H53ZM52 21H51V23H54V25H55L56 21H54V22H52ZM57 21H58V19H57ZM256 21L258 23H256ZM261 21H263V18H261ZM2 22H4V21H2ZM86 22H88V25H85ZM89 24H91V25H89ZM27 25H29V24H27ZM27 25H25V26H27ZM256 28H259L258 30H256L258 32L256 34L254 33L255 34L254 36H250L251 31L256 29ZM220 29H221V31L219 32L218 30H220ZM196 30H197V33H200L203 30H206L207 32H209V31H213V32L218 31L219 32L218 33V35H219L218 37H221V38L222 37H226V40L224 42H222V39H221V42H220V40H217L216 36L214 35L215 37L214 36H212V37H214V39L216 38V40L212 41L211 38L207 39L209 37L208 33H207L208 37L204 33L207 38L204 37V38H206V40L204 39L203 40L204 43L202 44V41H198L199 40L198 38H197L198 39L197 41L195 40L196 37L194 36L195 34H193V32L196 31ZM213 32H211V33H213ZM0 35H2V33ZM23 35H26V36H28V38L29 37L31 38V39H27L28 44H24L22 42V41H24V40H22V39H24L23 37H25ZM48 35H49V33H48ZM210 35H212V34H210ZM9 36H11L10 38H14L13 41L15 42L16 45L17 44H21V45L23 44L26 48L24 47L23 50H21V49L18 50L21 47L17 48L14 45L13 42L12 43L10 42L11 45L13 44V46H11V47L15 46V48H17V50L19 52L14 51V54L11 53L12 56L8 57L7 60H6V63H5L4 61H1V57H2L1 56L2 55L1 52L4 49V47L9 45V41H10L9 40L10 39ZM255 36H256L257 41L255 40L254 42H252V39L255 38ZM250 38H251V42L249 43L247 41H249ZM52 39H53V36L49 40L52 41ZM46 42H47V39H46ZM25 43H26V40H25ZM43 43H45V42H43ZM64 43H67V41L64 42ZM69 43H72V42H69ZM190 43H191V45H189ZM216 43H220V45L219 44L217 45ZM59 44H63V43L59 42ZM21 45H19V46H21ZM104 45H105L104 47L106 48V44H104ZM48 46H50V45H48ZM77 46H74L73 48L71 47L72 49H74L75 53L79 52L77 50L78 49ZM254 46H255V48L253 49ZM8 48H10V47L8 46ZM47 48H49V47H47ZM50 48H52V47H50ZM67 48H69L68 45H67ZM191 49L194 50V52H197L196 53L197 54L196 56H198V58H196L197 60L195 58L194 59L191 58L189 64L186 63V61H185L186 65L178 66L177 62L182 61L183 58L185 57V53H187V51L191 50ZM52 50H55V49L52 48ZM120 50H122V48ZM12 51H13V48H12ZM63 51H65V50H63ZM100 51H102V50H100ZM123 51H125V50H123ZM10 52H11V49H10L9 53ZM75 53H72L70 59L75 58ZM257 54H258L257 58L254 61H251V57L253 55H257ZM64 55H65V53H64ZM204 56H206V57H204ZM63 59H65V58H63ZM123 59H121V60H123ZM184 60H185V58H184ZM129 61H132V60H128V62ZM244 62H246V63H244ZM198 63H199V61H198ZM243 63H244V65H243V67H241ZM59 64H58V66H59ZM67 64H69L68 65L69 66L68 70L70 71L73 68H76V69L77 68L78 69L82 68L81 64H83V63H81V61L79 62V60L75 59V60H73V61H71V62H69ZM187 64L190 65V66L188 67ZM205 65H203V66H205ZM48 66H50V65H48ZM119 66H124V65H122V63H121V65L119 64ZM18 67H22L24 69L29 67V69H30L29 71L22 72V73L25 74L24 76H22L23 77L22 79L21 78L18 79V77H17V79L14 78L15 76L13 75V73L16 71V69ZM207 68H208L207 72H208V70L210 71V68L209 67H207ZM101 70H103V69H101ZM127 70H126V72L128 73L129 70L128 71ZM49 71H51V70H49ZM17 72H20V71H17ZM45 72H47V71H45ZM140 72H142V71H140ZM177 73H179L180 75L177 76ZM109 74H112V73L110 72ZM151 74H152V72H151ZM151 74H150V76H151ZM44 75H46V74H44ZM58 75L59 76H57V77L60 78V74H58ZM65 75H67V74H65ZM113 75H114V73H113ZM49 76H50V74H49ZM121 76H123V75H121ZM132 76H134V75H132ZM53 77H54V75H53ZM69 77H67L65 79H68ZM97 77H99V76H97ZM129 77L131 79V76H129ZM56 78H55V81L58 80V79L56 80ZM100 78L102 79L101 76H100ZM43 79H45V77ZM103 79L107 80L108 78H103ZM116 80L117 79H115V81ZM149 80H148V82H149ZM55 81H52V82H55ZM58 81H60V80H58ZM121 81H125V80H121ZM63 82H64V80H63ZM109 82H110V80H109ZM227 82L229 83L228 80H227ZM230 82H231V80H230ZM55 83H57V82H55ZM90 83H92V84H90ZM95 83H98V82L96 81ZM123 84L126 85L125 83H123ZM229 84L233 85L234 83L232 81ZM71 85H72V83H71ZM73 85H74V83H73ZM77 85H78V83H76V86ZM98 85L100 86V84H98ZM114 85H116V84H114ZM236 85H238V83ZM45 86H47V85L45 84ZM60 86H59V88H60ZM119 86H123V85L119 84ZM56 87H58V86L56 85ZM75 87H73V88H75ZM92 87L94 88V85ZM103 87H104V85H103ZM78 88L80 89V87H78ZM84 89H85V86H84ZM84 89L82 90V94L85 93V92L83 93ZM100 90H101V88H100ZM118 90H119V88H118ZM124 90L125 89H123L122 91L124 92ZM77 91H79V90H77ZM103 91L104 92L107 91V88L106 89L103 88ZM187 91H189V89ZM107 92H109V91H107ZM197 92L198 91H196V93ZM67 93H68V91H67ZM109 94H110V92H109ZM79 95H81V94H79ZM110 95H112V94H110ZM141 95H142L141 101L138 100V103L133 104V106H131V105L129 106L130 102L127 101L128 98H132L133 96L134 97H137V96L140 97ZM221 96L223 97L224 95H222V93H221ZM158 98H160V99H158ZM236 100L238 101V96L234 92L233 93V100H231V102H234ZM224 103L225 102H223L222 98H219V100L216 101V103H214L215 104L214 106L216 108L215 109L216 112L217 111L220 112L219 113L220 117H218L220 119H217L218 121L216 122V126H217L216 128H218V131H220V135H219L220 139H221V137H224V136L227 138L226 140H230V141H235V140L239 139L240 137H245V138L248 139L247 140L248 141L247 155H245L241 161H238L239 163L236 164L235 168L232 171L234 174H237L238 172L242 173L243 182L247 185V187L245 188L246 189L245 192L239 190V187L236 188L235 191H233L231 201L233 202V206H235V209L237 210L236 215L238 217H236L237 221L235 223V228H234L235 230L234 229H233V231L231 230L232 231L231 234L233 233L234 236L232 237V239L229 238V241H233V244L234 243H236V244L238 243V245H239V243H241V244L243 243L242 246H244L245 251H243V247L241 248V245H239L240 246L239 248H241L240 249L241 252L242 251L243 252L239 256H237L240 259V261H241L240 264H264V245H259L260 244V242H259V244L257 246L255 245L254 247H250V245H252L253 243L249 244V243H251V241L249 242V240L252 239V238L250 237V239L248 240V238L245 237L247 239V241L249 242L248 243L247 241L244 242L243 238L239 237L240 235H238V234L241 233V231H242V233H244L243 231L249 233V232L254 230V227H253L254 225L257 226V223L256 224L253 223L254 225L252 226V225H248L246 223L244 224V222H241L240 220H238L239 215H240L241 211L243 210V208H245V206L248 208L247 209L248 211L250 210L251 213L254 214V217H256L258 219L264 217V158L262 157L264 155H262V153L260 154V151H261L260 150V146L264 145V100H263L262 104L258 108L253 110V111L250 110L249 108H246V110H245L246 111V115H245V121H244L243 131L242 132H240L239 129L237 128V124L236 123H240V118H239L240 116L236 115V112L234 110L235 104L233 105L234 107H231V109H232L231 111L233 113H232L231 116H229L230 120L226 122V118L227 117H225V115H224V113L222 111L223 109H225V107H227V106L223 107ZM220 104L222 105L223 108L220 107L221 106ZM228 105H230V104H228ZM176 106H178V105H176ZM195 107H198V110H199V107H201V106L198 105V106H195ZM101 108L103 109L102 111H100ZM178 108L179 107H177V109ZM181 109L179 108L178 112L181 111ZM192 111H194V110H192ZM95 112H99V113H95ZM227 114L229 115L228 112H227ZM227 114H226V116H227ZM250 114H251V116H249ZM209 115H211V114H209ZM175 116L177 117V115H175ZM185 116H186V114H185ZM193 116H195V115L193 114ZM198 116H199V114H198ZM202 116H203V114H202ZM52 117L55 120H52L51 119ZM92 117H94V118L96 117V119H97L96 120L97 121L96 124H99V125L96 126L95 122L94 123L91 122L95 126H92L93 124L91 125V123H90V125L86 124L84 127H82V125L84 123L88 122L90 119H92ZM179 118H180V116H179ZM190 118H191V116H190ZM198 118H200V117H198ZM102 119L106 120V121L103 120V121H105V123H101ZM123 119H129V120H132V122L122 123L121 120H123ZM185 119H186V117H185ZM211 119H214V118H211ZM98 120H100V121L98 122ZM174 120L177 123V121H176L177 119H174ZM181 120H182V118H181ZM181 120H180V123H181ZM190 120L187 122L186 125H191L192 124V126L195 127V125H197L198 122H199L198 120H197L198 122H196V121L192 122V120L191 121ZM219 120H220V122H219ZM178 121H179V119H178ZM215 121H216V119H215ZM249 122H251L250 124L252 125V127L248 126ZM180 123H177V124H180ZM170 124L172 125L174 132H172L170 135L168 133L165 134L167 132V129H166V132H165V127H168V126L170 127L171 126ZM177 124H176V126H179ZM80 125H81V127L76 130L75 128L79 127ZM196 127H198V125ZM196 127L194 129H197ZM200 127L201 126L198 127L199 130L202 128V127L201 128ZM188 128H189V126L186 129V133L187 132L189 133V131H190V130L188 131ZM169 129H171V127ZM160 130L162 132H164L163 137L155 135L156 132H158ZM194 131L196 132L197 130H194ZM197 133H198V131H197ZM197 133H194V134L196 135ZM187 135L188 134H186V137H187ZM199 135L197 134L196 136L200 137ZM190 137H192V136H190ZM198 137H197V140L199 141ZM157 140L159 142H157ZM195 140H196V138H195ZM94 143H92V144H94ZM171 144H174L175 148H172ZM189 144H191V143L189 142ZM199 145H201V144H199ZM151 146H149V147H151ZM176 146L178 147V149L176 148ZM186 147H189V146H186ZM263 148H264V146H263ZM150 149H153V148H150ZM150 149L148 151H146V152L148 153L150 151ZM102 153H100V154L98 153L97 155L100 157V155H102ZM65 154L64 153L63 154L60 153V155H63V156ZM68 154L69 153H67V155ZM94 154H95V152H94ZM195 154H196V152H195ZM88 155L90 156V154H88ZM88 155H87V157H88ZM151 156H153V155H151ZM160 156H161V154H160ZM53 157H54L55 160L53 159ZM53 157H50V160L52 158L53 161L52 160L49 161V159H48V163H46V162L43 163L42 160L40 162L36 161L37 159H34V160L32 159L31 161H27L26 159H24V162H21V163H24L23 165H21V164L17 165L16 163L12 164L13 162L11 163V161H10L9 163L12 164L11 171H8V170L5 171V169H4V171H5L4 174H0V188H2V190H6V189H8L11 186V184H10V186H7L6 184L9 185V183L15 182L16 178L22 179V178H24L23 176L25 174H28L29 176H33L34 177V176H36V173L38 171L39 172L42 171L43 174L46 173L45 176H47L48 175L47 172L49 173L50 171H53L55 169L56 170L57 169L61 170V174H62V172H63L62 169L66 168L67 170L69 169L70 172L72 171V173H70V172H67L66 169H64L70 175L73 174L74 172L77 175V172H76L77 169L75 167L76 165L75 166L73 165L75 159H73V163H71L72 160H70L68 158V160L66 159L67 163H65L63 161V159L61 160L59 158V160L63 161L66 164V165L65 164L63 165V163L58 160V158L55 156V154L53 155ZM65 157H67V156L65 155ZM78 157L76 156V158H78ZM95 157H97V156L95 155ZM133 157H135V156H133ZM46 158H48V157H46ZM146 158L147 157H145V159ZM149 158H148V160H149ZM177 158L176 159L174 158V159L178 160ZM88 159H89V157H88ZM155 159H154V161L157 164L158 160L156 162ZM123 160H125V159H123ZM151 160H150V162H151ZM159 160H161V159L159 158ZM173 160H171V161L174 162L175 160L174 161ZM80 161H82V160H80ZM80 161H79V163H80ZM119 161L117 159V162H119ZM92 162H94V161H92ZM127 162H124V163H127ZM76 163L78 165V161L75 162V164ZM85 163H86V161H84V162L82 161L81 164H79L80 167H81V165H85ZM88 163L91 165L90 162H88ZM89 164L87 166H89ZM146 164L144 163L145 167H146ZM162 164H159V165H162ZM253 164H256V166L253 165ZM148 165L151 166L152 164L148 163ZM162 166H164V165H162ZM251 166L253 167V169L251 168ZM73 167H75V169ZM114 167L112 169H114ZM91 168H93L92 165H91ZM136 168L135 169H130V171L131 170H136V174H137V169ZM151 168H153V167H151ZM86 169L87 168L85 167L84 170H86ZM89 169H90V166H89ZM112 169H109V170L112 171ZM125 169H122V170H125ZM246 169H249V170L246 171ZM80 170L82 171V169H80ZM92 170L93 169H91V171ZM65 171H64V173H65ZM88 172L89 171L85 172L84 175L87 176L86 173H88ZM98 172H96V173H98ZM115 172H114V174H116ZM55 173L56 172H54L53 175H55ZM75 173L73 174L74 178H75ZM90 173H88V174L90 175ZM123 173H124V171H123ZM51 174H52V172H51ZM114 174H112V175H114ZM127 174H129V173H127ZM133 174H135V172ZM234 174L232 175V180L231 181L235 180L234 179V176H235ZM28 175H26V177ZM37 175H38V173H37ZM40 175L38 177H40ZM50 175L47 176V178L50 177ZM58 175H60V174H58ZM81 175H83V174H81ZM106 175H107V173H106ZM117 175L114 176L115 184H117V182H116L117 181V177H118ZM41 176H44V175H41ZM69 176L67 175V177H69ZM121 176H123V175L121 174ZM125 176H127V175H125ZM128 176L130 177L132 175L130 174ZM143 176H144V172H143ZM61 177L62 176L60 175V179H61ZM90 177H88V178H90ZM112 177L113 176H111L110 178H108V177H106V178H108L110 180ZM144 177H143V181H144ZM30 178L31 177H29L28 179H30ZM40 178L43 179V177H40ZM88 178H87V180H88ZM93 178H94V176H93ZM136 178L133 177V179H135V181L137 179L140 180L139 178H137V179ZM160 178H163V177H160ZM32 179L35 180V178H32ZM104 180H105V178H104ZM119 180H121V177H120ZM138 180H137V182H140ZM150 180L153 181V179H151V178H150ZM28 181H30V180H28ZM37 181H40V180H36V182ZM55 181H56V179H55ZM69 181L71 182V180H69ZM78 181H79V183L81 182L80 180H78ZM92 181H94V179L91 180V182ZM121 181H120L121 184L123 182H125V181H123V182H121ZM128 181H129V179H128ZM145 181L148 184L147 187H150L149 186V182L147 181V179ZM19 182L22 184L24 182V180H23V182H21V180ZM19 182H17V183H19ZM26 182H27V180H26ZM82 182H84V181H82ZM97 182H98V180H97ZM20 183H19V185H20ZM28 183H30V182H28ZM28 183L26 185H28V187H29ZM37 183H39V182H37ZM47 183H48V181H47ZM51 183L54 184V183H57V182H54V183L51 182ZM107 183L109 184V182H107ZM35 184L33 185V183H32L33 187L35 186ZM60 184H62V182ZM75 184H78V182L75 183ZM85 184H88V183H85ZM115 184H114V187H115ZM48 185H49V183H48ZM48 185L46 187H47V189H50V188H48ZM57 185L59 186V184H56L55 186H57ZM79 185L81 186L82 184H79ZM84 185H82V187ZM97 185L100 186V184H97ZM97 185H96L95 188H98ZM104 185H106V184H104ZM104 185H102V187ZM122 185H125V184L123 183ZM126 185L128 187V184H126ZM137 185H136V187H137ZM50 186H52V185H50ZM73 186H74V184H73ZM85 186H87V185H85ZM142 186L144 187V184ZM235 186H236V184H235ZM36 187H37V189H39L38 184H37ZM46 187H45V189H46ZM40 188H41V186H40ZM32 189H30V190H32ZM100 189H102V188H100ZM100 189L98 188L99 191H100ZM117 189L120 190L119 187ZM127 189H126V191H127ZM140 189H142V188L140 187ZM75 190H76V187H75ZM106 190L108 191V189H106ZM32 191H34V190H32ZM99 191H97L96 193H99ZM101 191L103 192V189ZM107 191H106V193H107ZM139 191L140 190H138V192ZM86 192H88V194L85 195V196H88L90 193H92V192H89V191H85V194H86ZM8 193H10V191ZM63 193H64V191H63ZM74 193H76V191ZM74 193H72V194H74ZM94 193H93L92 196H95ZM121 193H119V196L123 195V193L122 194ZM10 194L6 193L7 196L9 195L8 197H10ZM20 194H22V193H20ZM25 194H27V193H25ZM39 194H40V192H39ZM54 194H50V195L53 196ZM66 194H64L65 197H72L71 193L69 194L70 196H68V194L67 195ZM116 194H118V191L116 192ZM34 195H37L36 192H35ZM103 195H104V193H103ZM132 195H134V194H132ZM29 196H31V199H32L33 194L32 195H27L25 197H29ZM37 196H39V195H37ZM75 196H76V194L73 195L74 198H76ZM92 196H90V197H92ZM124 196L127 197L126 193L124 194ZM1 197L3 198V196H1ZM1 197H0V200H1ZM25 197L24 198L21 197V199L26 200ZM34 197H36V196H34ZM54 197L56 199V196H54ZM97 197H98V195H97ZM100 197H102V196H100ZM106 197L104 196V198H106ZM111 197H113V196H111ZM117 197H118V195H117ZM128 197H130V196H128ZM5 198L8 199L7 197L4 196L2 201L3 200L5 201L6 200ZM15 198H18V196L17 197L14 196V199ZM74 198H71V199H74ZM114 198L116 199V197H114ZM121 198H122V196H121ZM27 199L31 200L30 197L27 198ZM81 199H83V198H81ZM107 199H108V197H107ZM12 200H13V198H12ZM56 200L58 201V199H56ZM62 200H63V198H62ZM83 200H86V198L83 199ZM22 201H21V203H22ZM23 202H25V201H23ZM27 202H28V200H27ZM53 202H54V199H53ZM53 202H52V204H53ZM6 205H4L5 206L4 209L5 208L8 209V207H10L9 203H8L7 207H6ZM155 206H156V204H155ZM154 208H156V207H154ZM2 212H4V211L2 210ZM162 213H163V211H162ZM205 221L207 222V220H205ZM262 221H264V220H262ZM212 222H214V221H212ZM48 223H49V221H48ZM259 223H261V222H259ZM233 224L234 223H232V226H233ZM261 225H262V223H261ZM202 226H203V224H202ZM212 226H214V225H212ZM215 227H217V226H215ZM255 230L257 231V229H255ZM253 234H254V232H253ZM215 235H213V236H215ZM247 236L249 237L250 235L247 234ZM214 238H216V236ZM60 241H62V240H60ZM223 241L224 240H222V245L227 242V241H225L223 243ZM220 242H221V240H220ZM246 242H247L249 247L245 244ZM56 243L58 244V241ZM54 244L55 243H53L52 247L54 246ZM236 244H234V245L236 247H238V245H236ZM45 246H46V244L42 243V245L40 244V248H38V247L35 248L34 247L35 250L33 252H34V254H36L35 257L37 255H39V257H42L43 255H46V254H48L46 256H49V255L51 256V253L49 254V250L47 251L48 253L45 252V248H47L49 246V244H48L47 247H45ZM57 246L61 247L60 244H58ZM246 246L248 247V249L250 248L249 250L247 249V251H246V248H245ZM56 247H53L52 251H54ZM232 247L231 248L229 247V248L232 249ZM236 247H233L234 250L237 249ZM223 248H221L222 249L221 252H223V251L225 252L227 250V249L223 250ZM240 250L237 249L238 253H240L239 252ZM237 251H236V253H237ZM28 252H29V250H28ZM28 252H26V254ZM30 252H32V250ZM24 253H21V254L18 253L16 255H12V256H10V255L6 256L5 255L6 258L4 257L5 258L4 262L1 261L0 264H35V262H32L30 260V258L27 259L26 255ZM228 253H230V252H228ZM31 255H33V254H31ZM232 255H233V253H232ZM46 256H44V257H46ZM50 256H49V258H47V259H49V261L51 259ZM234 256H235V253H234ZM234 256H233V259L235 258ZM240 256H243V258H240ZM228 260H230V259H228ZM237 260H234L235 262H233V263L231 262L232 260H230V262H231V264H236V263L238 264L239 260H238V262H237ZM51 261H52L51 262L52 264H55V263H53L54 262L53 260H51ZM190 261L192 262V260H190ZM209 261H211V260H209ZM230 262H229V264H230ZM56 264H58V263H56Z\"/></svg>",
  "mask_w": 264,
  "mask_h": 264
}]
</instances>
